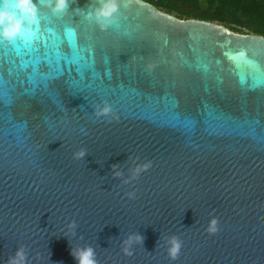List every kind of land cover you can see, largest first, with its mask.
<instances>
[{
	"label": "water",
	"instance_id": "1",
	"mask_svg": "<svg viewBox=\"0 0 264 264\" xmlns=\"http://www.w3.org/2000/svg\"><path fill=\"white\" fill-rule=\"evenodd\" d=\"M59 2L0 23V264H264V35Z\"/></svg>",
	"mask_w": 264,
	"mask_h": 264
},
{
	"label": "trees",
	"instance_id": "2",
	"mask_svg": "<svg viewBox=\"0 0 264 264\" xmlns=\"http://www.w3.org/2000/svg\"><path fill=\"white\" fill-rule=\"evenodd\" d=\"M169 13H179V18H197L225 22L235 32L246 30L264 35V0H146ZM206 2V11H200ZM190 5L200 12H193L180 5Z\"/></svg>",
	"mask_w": 264,
	"mask_h": 264
},
{
	"label": "clouds",
	"instance_id": "3",
	"mask_svg": "<svg viewBox=\"0 0 264 264\" xmlns=\"http://www.w3.org/2000/svg\"><path fill=\"white\" fill-rule=\"evenodd\" d=\"M65 0H60L58 4V8L63 9L65 7ZM16 7L22 9L24 12L29 13L30 15L27 17L28 19L34 20L35 18V8L30 3V0H20L19 3L11 4L5 2L3 9H0V23L8 22V26L5 28L3 35L6 38H11L16 33L21 31L22 19H17L15 14L11 12V8ZM117 5L115 3H111L106 5V10L103 12L104 15H109L111 12L116 10ZM108 111V109H105ZM217 221L213 219L211 221V226L209 231L216 232L217 231ZM172 247L169 249L170 255L175 258L179 253L180 242L173 238L171 241ZM77 259L79 260V264H96L95 253L92 248H87L79 251L77 254ZM24 253L23 251L18 253V259L13 260L12 264H23Z\"/></svg>",
	"mask_w": 264,
	"mask_h": 264
},
{
	"label": "rangeland",
	"instance_id": "4",
	"mask_svg": "<svg viewBox=\"0 0 264 264\" xmlns=\"http://www.w3.org/2000/svg\"><path fill=\"white\" fill-rule=\"evenodd\" d=\"M181 7H183V8H187V9H189L190 11H193V12H200V11H206L207 10V8H208V4L206 3V2H201V9H200V11L199 10H196L195 8H193V6H190V5H183V4H181L180 5ZM172 14H174V15H176L177 17H179V16H181V15H179V13H172ZM183 19H188V18H186V17H182ZM210 21H212V20H210ZM213 22H217V23H220V24H223V25H225V26H227V24L225 23V22H220V21H213ZM228 27V26H227ZM229 28V27H228ZM245 33H255L254 31H249V30H246L245 31Z\"/></svg>",
	"mask_w": 264,
	"mask_h": 264
}]
</instances>
